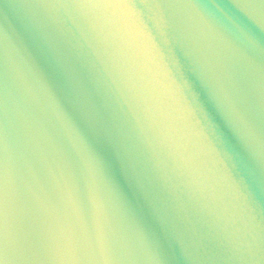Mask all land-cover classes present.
<instances>
[{
  "label": "water",
  "instance_id": "obj_1",
  "mask_svg": "<svg viewBox=\"0 0 264 264\" xmlns=\"http://www.w3.org/2000/svg\"><path fill=\"white\" fill-rule=\"evenodd\" d=\"M0 264H264V0H0Z\"/></svg>",
  "mask_w": 264,
  "mask_h": 264
}]
</instances>
